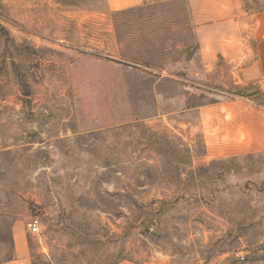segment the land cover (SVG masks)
<instances>
[{"label":"rangeland","instance_id":"1","mask_svg":"<svg viewBox=\"0 0 264 264\" xmlns=\"http://www.w3.org/2000/svg\"><path fill=\"white\" fill-rule=\"evenodd\" d=\"M196 50L188 0H0V264L14 222L32 264H264V155L194 163Z\"/></svg>","mask_w":264,"mask_h":264},{"label":"crops","instance_id":"2","mask_svg":"<svg viewBox=\"0 0 264 264\" xmlns=\"http://www.w3.org/2000/svg\"><path fill=\"white\" fill-rule=\"evenodd\" d=\"M248 1L188 0L197 50L182 68V80L212 96L185 112L192 136L203 146L195 165L264 155V104L258 101L264 85V0H251L263 4L258 9ZM140 3L109 0L113 10ZM12 229L15 254L2 264H32L27 231L15 222ZM157 254L150 264H169L175 256Z\"/></svg>","mask_w":264,"mask_h":264},{"label":"built area","instance_id":"3","mask_svg":"<svg viewBox=\"0 0 264 264\" xmlns=\"http://www.w3.org/2000/svg\"><path fill=\"white\" fill-rule=\"evenodd\" d=\"M41 218L39 216H33L27 223L29 232L36 234L40 232Z\"/></svg>","mask_w":264,"mask_h":264},{"label":"trees","instance_id":"4","mask_svg":"<svg viewBox=\"0 0 264 264\" xmlns=\"http://www.w3.org/2000/svg\"><path fill=\"white\" fill-rule=\"evenodd\" d=\"M11 259H13L12 257H10V258H8L7 260H11Z\"/></svg>","mask_w":264,"mask_h":264},{"label":"water","instance_id":"5","mask_svg":"<svg viewBox=\"0 0 264 264\" xmlns=\"http://www.w3.org/2000/svg\"><path fill=\"white\" fill-rule=\"evenodd\" d=\"M250 93H255V92H250Z\"/></svg>","mask_w":264,"mask_h":264}]
</instances>
